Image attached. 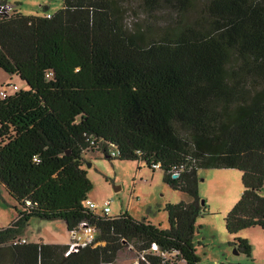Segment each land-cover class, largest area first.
<instances>
[{"label": "trees", "instance_id": "16d2710c", "mask_svg": "<svg viewBox=\"0 0 264 264\" xmlns=\"http://www.w3.org/2000/svg\"><path fill=\"white\" fill-rule=\"evenodd\" d=\"M139 11L147 22H135ZM0 69L27 87L0 90V186L17 212L0 228V264H114L131 244L139 264H200L202 169L242 172L226 229L264 232V0H64L32 16L14 9L0 14ZM91 152L160 169L190 201L165 206L167 229L128 212L98 215L84 206ZM34 218L62 220L69 232L86 222L98 235L67 256L71 244L22 238ZM232 245L251 258L248 239Z\"/></svg>", "mask_w": 264, "mask_h": 264}, {"label": "rangeland", "instance_id": "374dc122", "mask_svg": "<svg viewBox=\"0 0 264 264\" xmlns=\"http://www.w3.org/2000/svg\"><path fill=\"white\" fill-rule=\"evenodd\" d=\"M25 15H42L55 13L64 6V0H0ZM48 6L49 9H45ZM134 7H137L135 4ZM135 22H147L149 17L138 12ZM164 13L158 15L160 23ZM133 18L129 20V23ZM155 22L156 19H151ZM159 25V24H158ZM161 27V25H159ZM7 87L8 95L18 90L26 89V85L15 75H8L0 69V90ZM85 169L93 183L89 199L97 205V214L103 215V205L111 203L109 216H119L128 212L138 220H146L163 229L169 227L167 204H178L189 200V197L171 188L164 182V172L160 169H150L146 164L130 161H110L100 152L86 154ZM198 193L201 202L205 201L207 213L197 221L198 231L195 234L197 254L200 264H264V232L260 228L250 229L230 235L226 229L225 218L240 200L243 193L242 172L236 169H202L198 172ZM15 201L0 186V228H6L17 219ZM26 235L31 241L43 240L47 243H72V235L68 232L66 223L32 219ZM81 231L79 235L81 236ZM252 245L251 258L244 253L236 252L232 243L239 237L246 239ZM23 238V237H22ZM104 244L97 243L96 245ZM139 253L133 244L126 246L119 254L114 264H137ZM184 264V262H177Z\"/></svg>", "mask_w": 264, "mask_h": 264}, {"label": "built area", "instance_id": "2783aa9c", "mask_svg": "<svg viewBox=\"0 0 264 264\" xmlns=\"http://www.w3.org/2000/svg\"><path fill=\"white\" fill-rule=\"evenodd\" d=\"M14 10L11 5H8L7 3H0V14H9ZM50 16V15H49ZM16 90L18 87H15ZM7 94V92H6ZM4 94V95H6ZM112 156H115V152H112ZM178 177V174H175ZM85 208L89 209L90 211H93L97 214V205L90 200L89 198L84 203ZM103 215H109L111 212V203L109 201H106L103 205ZM79 231H81V236L79 235ZM72 235V243L69 251H67L66 255L68 256L70 253L78 251L84 246L93 244L96 240V237L98 235L97 230L88 225L86 222L82 223L77 229L70 232ZM26 240H23L25 242ZM157 249V247H154ZM139 264V263H137Z\"/></svg>", "mask_w": 264, "mask_h": 264}, {"label": "crops", "instance_id": "0c3cea01", "mask_svg": "<svg viewBox=\"0 0 264 264\" xmlns=\"http://www.w3.org/2000/svg\"><path fill=\"white\" fill-rule=\"evenodd\" d=\"M190 201V199L189 200H187V202H189ZM67 226V225H66ZM30 227V226H29ZM25 232H26V230H25ZM69 232V231H68ZM70 233V232H69ZM23 238L24 239H30L29 238V236L28 235H26L25 233H24V236H23ZM241 238V237H240ZM246 239H251V236L250 235H248L247 237H246ZM59 244H67V243H59Z\"/></svg>", "mask_w": 264, "mask_h": 264}, {"label": "water", "instance_id": "95a60500", "mask_svg": "<svg viewBox=\"0 0 264 264\" xmlns=\"http://www.w3.org/2000/svg\"><path fill=\"white\" fill-rule=\"evenodd\" d=\"M174 177L176 178L177 177V175H174ZM205 204V201H202V205H204ZM237 252V251H236Z\"/></svg>", "mask_w": 264, "mask_h": 264}]
</instances>
